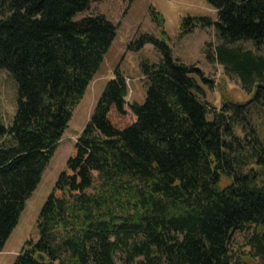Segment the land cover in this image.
<instances>
[{
	"label": "trees",
	"instance_id": "obj_1",
	"mask_svg": "<svg viewBox=\"0 0 264 264\" xmlns=\"http://www.w3.org/2000/svg\"><path fill=\"white\" fill-rule=\"evenodd\" d=\"M91 1L0 7V68L18 88L13 123L0 124V252L117 36L103 14L74 19ZM207 2L217 19L189 16L184 33L213 26L224 44L210 58L264 97V54L232 46L264 45V0ZM163 49V62L143 65V103L128 101L120 69L108 81L40 211L39 238L14 264H234L233 233L253 228L249 243L264 256V140L252 111L209 105L192 72L208 79ZM113 110L136 120L118 128Z\"/></svg>",
	"mask_w": 264,
	"mask_h": 264
},
{
	"label": "rangeland",
	"instance_id": "obj_2",
	"mask_svg": "<svg viewBox=\"0 0 264 264\" xmlns=\"http://www.w3.org/2000/svg\"><path fill=\"white\" fill-rule=\"evenodd\" d=\"M3 1L0 0V7ZM4 12L0 8V18ZM93 14H103L116 24L117 36L84 96L74 107L72 119L42 175L41 182L27 199L18 225L0 252V264H14L27 241H36L39 238L37 220L40 211L60 173L67 169L68 159L76 152L79 134L90 120L98 99L108 81L115 76L116 70L120 69L127 77L128 101L143 103L147 90L143 65L163 62V45L170 49L174 59L195 66L208 79L204 81L200 73L192 72L204 89L201 96L209 105L220 108L226 100L248 103L252 118L264 140V97L256 96V85L251 89L246 88L240 75L225 68L226 65L219 63L216 58H210L208 49L216 57L217 47L224 44L217 36L215 28L197 26L192 32L184 33L187 28L185 20L189 16H209L213 20L217 19V10L207 0H92L90 9L78 13L74 19L81 20ZM236 45L264 54V45L256 49L252 41L232 44L233 47ZM17 100L18 88L13 74L6 68H0V124L6 128L12 125L17 113ZM110 117L118 128H124L136 120L130 110L125 116L113 110ZM228 183L230 182L227 179L223 181V185ZM253 233L254 228L251 231L233 233L230 248L236 255L234 264H264V256L256 255L249 243ZM117 261L121 264L119 258Z\"/></svg>",
	"mask_w": 264,
	"mask_h": 264
}]
</instances>
